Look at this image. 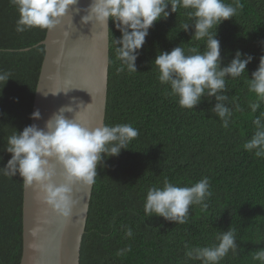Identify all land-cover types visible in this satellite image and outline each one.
Returning a JSON list of instances; mask_svg holds the SVG:
<instances>
[{
    "label": "trees",
    "instance_id": "trees-1",
    "mask_svg": "<svg viewBox=\"0 0 264 264\" xmlns=\"http://www.w3.org/2000/svg\"><path fill=\"white\" fill-rule=\"evenodd\" d=\"M231 3L232 0H225ZM237 15L219 25L223 64L237 49L253 56L247 72L228 78L227 95L242 111L233 109L228 128L210 111L215 101L204 99L195 109H182L169 88L158 80L154 59L159 51L189 41L181 25L190 23L187 10L179 9L154 23L137 58V72L117 73L115 38L121 33L109 20V67L105 124H131L139 135L118 157L98 166L80 249V264H200L188 260L186 247L211 246L216 235L235 229L238 254L231 251L220 264H259L253 259L264 249V158L243 148L254 132L253 119L264 112V103L252 113L256 101L246 83L264 55V0H240ZM18 11L10 0H0V72L11 77L0 82V166L10 153L7 138L30 125L36 84L44 57L46 30H15ZM248 73V74H247ZM104 124V125H105ZM203 177L210 182L208 207L191 206L187 223L144 215L148 188L163 186L167 178L191 186ZM23 181L0 175V264H19L22 254ZM131 228L133 236L125 231ZM131 247L124 256L117 251Z\"/></svg>",
    "mask_w": 264,
    "mask_h": 264
},
{
    "label": "clouds",
    "instance_id": "clouds-1",
    "mask_svg": "<svg viewBox=\"0 0 264 264\" xmlns=\"http://www.w3.org/2000/svg\"><path fill=\"white\" fill-rule=\"evenodd\" d=\"M10 3L19 14L15 30L22 33L32 28H55L68 8L77 5L78 0H10ZM242 7L240 0L231 3L225 0H91L84 9L86 14L81 17V22L101 25L111 31L108 26L111 20L121 33L118 39L115 38V54L119 61L117 73H135L140 50L154 23L166 20L181 8L187 10L190 23L182 24L181 30L189 32L191 28L189 41H204V50L201 51V45L197 44L189 46L187 51L181 45L170 51H159L152 61L157 67L158 80L168 86L167 95L175 97L182 109H195L204 99L209 103L214 99L210 111L220 119L224 128H228L233 116L229 102L236 111L242 109L234 97L230 100L226 94V80L239 78L247 72L253 56L237 49L232 59L223 64L217 30L225 20L235 17ZM10 77V73L0 72V82L4 85ZM246 83L249 92L256 96V101L249 103L252 113H256L264 103V55L260 56L258 67L252 71L251 77L248 76ZM72 111L70 105L62 106L45 121L43 128L31 124L11 134L4 147V151L11 154L10 158L0 166V175L19 176L25 187H36L43 201L64 217L70 215L75 203L73 185H93L98 166H107L106 158L118 157L139 135V130L128 123L82 124L78 122L77 112L73 118L65 116V112ZM30 118L41 119L40 111H33ZM252 123L255 130L243 148L257 158H264V112ZM53 161L62 169V183L53 180L56 175ZM211 195L208 177L191 186H179L165 178L162 187L148 188L144 215L184 224L188 222L191 206L207 208L206 201ZM125 236H133L131 228L125 231ZM215 239L217 242L211 246L185 245L186 258L200 261V264H220L230 251L238 254L235 229L229 227L218 233ZM130 251L131 247L126 246L118 250L117 255L124 256ZM253 259L264 264V249L256 251Z\"/></svg>",
    "mask_w": 264,
    "mask_h": 264
},
{
    "label": "water",
    "instance_id": "water-1",
    "mask_svg": "<svg viewBox=\"0 0 264 264\" xmlns=\"http://www.w3.org/2000/svg\"><path fill=\"white\" fill-rule=\"evenodd\" d=\"M91 0H78L70 6L61 23L46 30L42 60L32 112L39 110L41 119L31 124L43 128L45 121L62 106L70 105L73 118L89 126L105 124L109 67V29L91 22L84 24ZM77 8L80 11H77ZM109 26V22H108ZM68 90V91H67ZM67 91V92H66ZM57 92V93H56ZM44 93H48L46 96ZM55 93V94H53ZM56 170L54 182H64L61 167ZM93 185H73L70 215L55 212L42 199L34 186L23 184L22 254L19 264H80V249L88 217Z\"/></svg>",
    "mask_w": 264,
    "mask_h": 264
}]
</instances>
